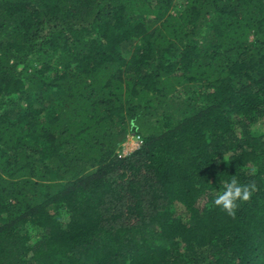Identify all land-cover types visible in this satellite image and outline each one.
<instances>
[{
	"label": "trees",
	"instance_id": "trees-1",
	"mask_svg": "<svg viewBox=\"0 0 264 264\" xmlns=\"http://www.w3.org/2000/svg\"><path fill=\"white\" fill-rule=\"evenodd\" d=\"M178 3L0 0V264H264V0Z\"/></svg>",
	"mask_w": 264,
	"mask_h": 264
},
{
	"label": "clouds",
	"instance_id": "clouds-1",
	"mask_svg": "<svg viewBox=\"0 0 264 264\" xmlns=\"http://www.w3.org/2000/svg\"><path fill=\"white\" fill-rule=\"evenodd\" d=\"M223 160L229 161L225 156H223ZM222 184L223 191L216 196L214 204L232 217H235L240 203L249 201L258 191L257 183L254 180L246 184L241 183L236 175L232 176L230 182L223 180Z\"/></svg>",
	"mask_w": 264,
	"mask_h": 264
},
{
	"label": "rangeland",
	"instance_id": "rangeland-1",
	"mask_svg": "<svg viewBox=\"0 0 264 264\" xmlns=\"http://www.w3.org/2000/svg\"><path fill=\"white\" fill-rule=\"evenodd\" d=\"M179 3L177 4L178 7L181 6L182 0H177ZM135 150V145L133 142V139L128 136L126 141L123 143L122 147L119 150V154L121 156H125L127 154H130L129 152H132Z\"/></svg>",
	"mask_w": 264,
	"mask_h": 264
},
{
	"label": "built area",
	"instance_id": "built-area-1",
	"mask_svg": "<svg viewBox=\"0 0 264 264\" xmlns=\"http://www.w3.org/2000/svg\"><path fill=\"white\" fill-rule=\"evenodd\" d=\"M129 136L133 139V142L135 145V150L140 148L143 145L144 140H143L141 135L132 133ZM129 153H131V152H129Z\"/></svg>",
	"mask_w": 264,
	"mask_h": 264
}]
</instances>
